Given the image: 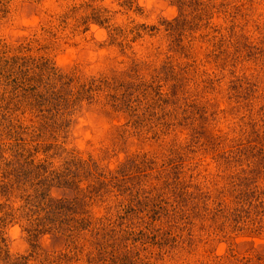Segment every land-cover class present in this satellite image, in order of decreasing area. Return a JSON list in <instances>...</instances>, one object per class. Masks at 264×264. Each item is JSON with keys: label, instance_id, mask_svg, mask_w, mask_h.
<instances>
[{"label": "rangeland", "instance_id": "rangeland-1", "mask_svg": "<svg viewBox=\"0 0 264 264\" xmlns=\"http://www.w3.org/2000/svg\"><path fill=\"white\" fill-rule=\"evenodd\" d=\"M163 2L0 0V264H264V0Z\"/></svg>", "mask_w": 264, "mask_h": 264}, {"label": "clouds", "instance_id": "clouds-1", "mask_svg": "<svg viewBox=\"0 0 264 264\" xmlns=\"http://www.w3.org/2000/svg\"><path fill=\"white\" fill-rule=\"evenodd\" d=\"M141 3L146 9L155 8V12L152 14L151 18L148 19L147 21H144L145 23L149 25L157 23L158 14L163 15L164 17H167L168 19H171L172 16L175 14V9L168 7V5L163 2V0H160V2H157V0H141ZM113 7H115V5H113ZM162 9H167V10L161 12ZM137 19H140V18L138 17ZM92 31L96 34L97 40L103 41L105 39V33L102 30L96 27H93ZM80 47L83 48L84 46L81 45ZM79 50H80L79 48L69 49L70 58L75 59L74 51H79ZM109 51H111V53L114 55L116 49L115 48H112L110 50L99 49L98 51L91 54V58L96 59L97 57H106L109 55ZM14 231H18V230H14Z\"/></svg>", "mask_w": 264, "mask_h": 264}]
</instances>
